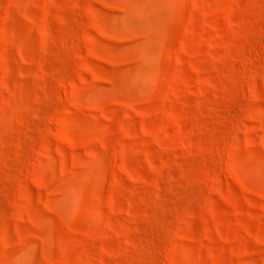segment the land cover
<instances>
[{
	"label": "rangeland",
	"instance_id": "obj_1",
	"mask_svg": "<svg viewBox=\"0 0 264 264\" xmlns=\"http://www.w3.org/2000/svg\"><path fill=\"white\" fill-rule=\"evenodd\" d=\"M0 264H264V0H0Z\"/></svg>",
	"mask_w": 264,
	"mask_h": 264
}]
</instances>
